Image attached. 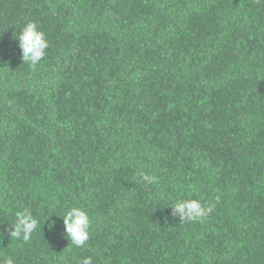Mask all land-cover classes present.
<instances>
[{"label":"trees","instance_id":"1","mask_svg":"<svg viewBox=\"0 0 264 264\" xmlns=\"http://www.w3.org/2000/svg\"><path fill=\"white\" fill-rule=\"evenodd\" d=\"M28 22L49 42L35 68L18 47ZM189 198L213 211L181 223L168 207ZM69 206L92 219L83 248ZM23 209L39 222L27 243L10 237ZM7 256L264 264V0H0Z\"/></svg>","mask_w":264,"mask_h":264},{"label":"clouds","instance_id":"2","mask_svg":"<svg viewBox=\"0 0 264 264\" xmlns=\"http://www.w3.org/2000/svg\"><path fill=\"white\" fill-rule=\"evenodd\" d=\"M18 47L21 52L23 63H28L35 68L46 56L49 48L45 32L40 30L36 23L28 22L21 29L18 36ZM139 179L146 184H156L158 177L145 172H140ZM173 218L178 217L181 223L200 222L206 219L213 211V207L203 204L199 199H181L176 201L171 207ZM49 219V218H48ZM47 219V220H48ZM63 226L66 237L75 248H83L90 239V229L92 219L87 211L78 206H69L63 214ZM38 220L29 209L17 211L13 222L9 225L10 237L13 240L30 241L32 234L38 228ZM49 230L55 227L53 221L48 225ZM0 264H15L11 256H7L0 261ZM80 264H93L91 257H85Z\"/></svg>","mask_w":264,"mask_h":264}]
</instances>
